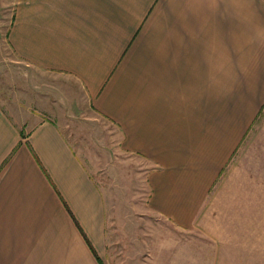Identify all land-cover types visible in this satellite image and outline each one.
<instances>
[{
    "label": "crops",
    "instance_id": "0c3cea01",
    "mask_svg": "<svg viewBox=\"0 0 264 264\" xmlns=\"http://www.w3.org/2000/svg\"><path fill=\"white\" fill-rule=\"evenodd\" d=\"M10 1L5 49L65 77L145 162L149 212L214 239L213 189L264 105V0ZM1 107L0 264H104L83 152L57 122Z\"/></svg>",
    "mask_w": 264,
    "mask_h": 264
},
{
    "label": "rangeland",
    "instance_id": "374dc122",
    "mask_svg": "<svg viewBox=\"0 0 264 264\" xmlns=\"http://www.w3.org/2000/svg\"><path fill=\"white\" fill-rule=\"evenodd\" d=\"M12 12L11 1L0 0L1 108L15 120L28 113L57 122L83 152L105 197L104 264H264V105L213 189L222 198L217 236L179 232L148 211L145 162L120 152L117 132L73 84L5 49Z\"/></svg>",
    "mask_w": 264,
    "mask_h": 264
},
{
    "label": "trees",
    "instance_id": "16d2710c",
    "mask_svg": "<svg viewBox=\"0 0 264 264\" xmlns=\"http://www.w3.org/2000/svg\"><path fill=\"white\" fill-rule=\"evenodd\" d=\"M87 244H88V247L90 248L91 252L93 253V255L96 257L94 251H93L92 248L90 247V244H89V243H87ZM96 258H97V257H96Z\"/></svg>",
    "mask_w": 264,
    "mask_h": 264
}]
</instances>
